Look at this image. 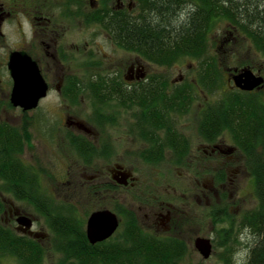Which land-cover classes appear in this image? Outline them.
I'll return each mask as SVG.
<instances>
[{
  "label": "flooded vegetation",
  "instance_id": "obj_1",
  "mask_svg": "<svg viewBox=\"0 0 264 264\" xmlns=\"http://www.w3.org/2000/svg\"><path fill=\"white\" fill-rule=\"evenodd\" d=\"M199 1L189 6L200 10ZM244 4V0H212L211 10L228 8L232 17L215 16L212 24L225 20L245 35L264 59V50L257 49L248 31L237 25H249L244 9L235 7ZM138 19V0H0V41L4 25L15 22L20 29L18 45L0 61V70L7 74L6 83L0 81V93L8 92L0 95V161L20 172L22 185V113L25 117L29 111L11 105L13 82L8 70L11 53L19 52L35 63L47 86L38 105L52 93L69 110L63 112L65 131L59 147L65 156V180L60 185L66 194L54 195L49 202L52 208L61 205L66 217L69 214L68 218L79 223L87 245L122 243L128 225L156 239H177L188 245L180 232L190 219L194 202L201 208L199 221L206 220L211 230L206 239L213 249L214 236L218 239V233L229 231L230 225H241L248 211L239 205L242 198L237 195L245 174L251 176L255 190L245 150L262 149L254 139L264 136L263 65L238 62L222 68L218 50L209 49L208 33L204 35L206 49L195 56L170 63L169 52H151L148 54L167 59L147 60L137 47H123L125 41L117 30L118 23ZM120 53L127 56L121 64L116 56ZM183 58L190 60L189 65H182L171 78V69L179 67ZM218 71L223 85L218 84ZM244 71L252 75L251 80L261 82L251 90L236 87L235 79ZM233 97L240 101L244 116L249 115L243 128L248 135L233 120L220 125L221 103ZM79 101L93 105L88 121L71 108ZM7 109L17 112L18 124L7 116ZM227 114L232 111L228 109ZM240 134L250 140L243 148L236 142ZM142 168L183 169L182 176L179 174L184 179L183 191L178 185L167 182L164 188L148 174L140 175L137 169ZM5 184L0 178V188ZM20 203L34 213L25 211ZM79 203L87 204L83 216ZM103 211L115 216L117 228L107 239L92 244L87 222L92 214ZM22 217L30 220L29 229L22 226ZM218 226L221 228L216 229ZM51 233L55 235L42 225L34 205L0 191V241L12 235L42 247Z\"/></svg>",
  "mask_w": 264,
  "mask_h": 264
},
{
  "label": "trees",
  "instance_id": "obj_2",
  "mask_svg": "<svg viewBox=\"0 0 264 264\" xmlns=\"http://www.w3.org/2000/svg\"><path fill=\"white\" fill-rule=\"evenodd\" d=\"M199 0H138L139 19L137 22H120L117 30L124 39L123 47H137L147 60L157 62L166 60L164 56L149 55L148 53H170L169 61L173 63L181 57L195 56V52L206 49L204 35L209 31L212 18L224 16L232 19L231 11L227 8L211 10L212 0H200L201 9L195 10L189 6ZM245 6H235L244 9V15L249 17V25L238 27L248 31V36L257 49L264 50V3L258 0H244ZM234 8V7H232ZM237 22V21H236ZM238 23V22H237ZM257 25L258 29L254 26ZM256 28V29H254ZM218 84H222L221 73L218 71ZM220 107V125H228L230 120L238 124L244 134L248 116H244L243 107L235 97L229 102H222ZM232 115L227 114V110ZM246 120V122H245ZM243 130V131H242ZM262 134H264L262 132ZM260 141L262 149L245 150L249 161V170L254 178L255 197L257 206L254 210L245 212L239 226L230 225L231 229L218 233L221 238L218 247L224 252L220 256L221 264H232V254L235 246L240 245L237 233L248 230L252 237V245L244 264H264V136L254 139ZM250 141L240 134L236 142L243 148ZM253 141V140H252ZM0 161V178L7 182L1 192L9 191L18 199L34 205L55 234L54 251L61 254V264H180L187 254V245L177 239H156L143 233L139 228L130 225L123 230L122 243L105 246H88L77 221L66 217L65 209L51 207L49 200L44 199L39 191L37 174L27 168L22 162V185L18 170L4 166ZM17 180V181H15ZM62 208V209H61ZM64 210V212H63ZM239 228L237 231H235ZM244 245V244H242ZM0 253L14 257L18 264H43L45 250L30 239L10 235L0 241Z\"/></svg>",
  "mask_w": 264,
  "mask_h": 264
},
{
  "label": "rangeland",
  "instance_id": "obj_3",
  "mask_svg": "<svg viewBox=\"0 0 264 264\" xmlns=\"http://www.w3.org/2000/svg\"><path fill=\"white\" fill-rule=\"evenodd\" d=\"M14 23L6 24L2 28L4 35L0 41V61H2L3 56H5L8 50L14 49L15 46L18 45L20 29L19 26ZM22 25H24V31L27 32L28 29L23 21ZM238 32L233 30L225 20L213 23L207 32L209 49L218 50L222 68L229 67L238 62H244L251 66L263 65L262 68L264 70V59L260 58L251 41L245 35ZM23 34L27 36V33H22V36ZM98 44H100V41H98ZM103 53L106 54V52ZM108 55H111V53ZM116 56L119 58L120 64L127 60V56L124 53L116 54ZM100 57L104 58L103 55ZM189 63V59L183 58L179 63V67L171 69V78L179 73V69L182 65L187 67ZM6 78L7 74L0 70V81L6 83ZM221 80L223 85L224 79L222 78ZM6 94H8L6 90L0 93L2 97ZM87 98L86 96L83 97L85 100ZM78 104L79 105L72 106L71 108H74L76 113L84 115L88 121L87 118L92 112L93 105L90 107L87 101H79ZM67 111L69 110L63 106L60 97L57 94L53 95L49 93L48 96L39 103L36 109L26 112V114H24L25 117L22 113V161L27 168L37 174L39 178V191L47 200H51V198L57 194L59 196H65L66 194L65 187L63 188L60 185V183L65 180V156L60 153L59 147L63 144L64 135H62V133L65 131V128L62 126L63 112ZM6 112L7 116L11 119L13 118L16 124L19 123L17 112L9 109H7ZM71 156L74 155H70L69 157ZM137 172L140 175L148 174L150 180L162 182L163 185L169 182L174 186H180L178 190H182L183 188L184 179L179 176V174L182 176L184 173L183 169L174 170L171 168H163L161 170H155L153 168H142L140 170L137 169ZM173 180L175 182H173ZM163 187L165 188V185ZM240 189L241 191L237 193V195L242 198L239 200V205H241L244 211L254 210L257 206V201L251 176L245 174ZM163 193H165V191H163ZM62 200H65V198L62 197ZM191 204L192 206L188 214L190 219H188L186 226H184L180 232L181 237L188 242V252L180 264H221L220 256L224 250L217 245L220 243L221 238L215 239L214 236L215 245L213 246L211 256L206 260L202 259L195 250L194 240L196 238H209L211 230L206 220L202 222L199 221L201 208L195 206L194 202ZM20 206L25 211L34 213V210L25 203H20ZM86 206L87 204L85 203L81 205L79 203V213L81 216L84 215ZM233 211H235V209H233ZM41 221L43 226L45 225L46 228L49 227L42 215ZM220 228L221 227L218 226L216 229ZM230 229L231 228H229V230ZM238 229L239 228L235 231ZM236 237L240 241V245L235 246V251L232 254V264H244L249 252L248 247L252 245L253 239L248 230H244L243 233L241 232L240 234L236 232ZM53 243L54 235L52 234L49 236L48 241L42 244V248L45 250L43 264H61L63 261L61 254L54 251L55 245ZM0 264H18V262L14 257L0 253Z\"/></svg>",
  "mask_w": 264,
  "mask_h": 264
},
{
  "label": "water",
  "instance_id": "obj_4",
  "mask_svg": "<svg viewBox=\"0 0 264 264\" xmlns=\"http://www.w3.org/2000/svg\"><path fill=\"white\" fill-rule=\"evenodd\" d=\"M8 70L13 82L10 103L13 107L30 111L37 107L40 99L46 96L47 86L41 77L35 63L24 53L13 52L9 57ZM252 75L247 71L235 79L236 87L242 90H251L261 82V79L251 80ZM22 226L29 229L30 220L22 217ZM117 220L109 211L92 214L87 222V236L94 244L110 237L117 228ZM194 248L202 257L208 259L212 254V245L209 239L196 238Z\"/></svg>",
  "mask_w": 264,
  "mask_h": 264
}]
</instances>
